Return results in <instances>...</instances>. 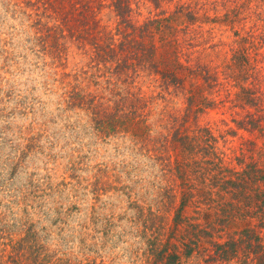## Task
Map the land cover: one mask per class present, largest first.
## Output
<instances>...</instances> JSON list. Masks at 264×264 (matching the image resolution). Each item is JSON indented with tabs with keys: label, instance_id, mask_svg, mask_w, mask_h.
<instances>
[{
	"label": "rangeland",
	"instance_id": "374dc122",
	"mask_svg": "<svg viewBox=\"0 0 264 264\" xmlns=\"http://www.w3.org/2000/svg\"><path fill=\"white\" fill-rule=\"evenodd\" d=\"M263 259L264 0H0V264Z\"/></svg>",
	"mask_w": 264,
	"mask_h": 264
},
{
	"label": "trees",
	"instance_id": "16d2710c",
	"mask_svg": "<svg viewBox=\"0 0 264 264\" xmlns=\"http://www.w3.org/2000/svg\"><path fill=\"white\" fill-rule=\"evenodd\" d=\"M118 8H119L120 10L123 9V8L121 7L120 4L118 5ZM178 8H179V11L182 10V9H183V10H185V9H192V7H191L190 4H187V5H181V6L178 5ZM177 12H178V10H176V13H177ZM121 13H122V14H126L125 11H121ZM166 19H168V18H165V19L162 18L161 21L166 20ZM153 21H156V20H153ZM124 47H125V46H124ZM102 50H103L104 52H106L105 55H101V57L104 58L105 61L110 60V58L114 56L113 48L108 49V51H107L106 48H103ZM140 58H141V57H140ZM122 66H123V65H120V66H118L117 68H121ZM232 245H233V244H232V242H230V241L225 242L224 244H215V245H214V246L216 247V248H215V251H217L216 253L219 255V257H220L221 260H223V259L225 260V259L228 257V253H229V251H228V249H227V246H229V250H230L231 247H232ZM232 250L234 251V249H232ZM254 254H257V253L254 251ZM160 255H161V254H158V257H160ZM262 264H264V259L262 260Z\"/></svg>",
	"mask_w": 264,
	"mask_h": 264
}]
</instances>
